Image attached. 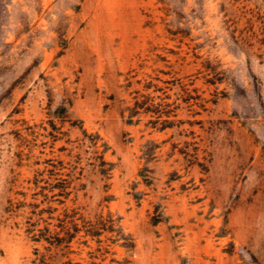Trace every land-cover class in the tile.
Returning <instances> with one entry per match:
<instances>
[{
	"label": "rangeland",
	"instance_id": "rangeland-1",
	"mask_svg": "<svg viewBox=\"0 0 264 264\" xmlns=\"http://www.w3.org/2000/svg\"><path fill=\"white\" fill-rule=\"evenodd\" d=\"M0 264H264V0H0Z\"/></svg>",
	"mask_w": 264,
	"mask_h": 264
}]
</instances>
